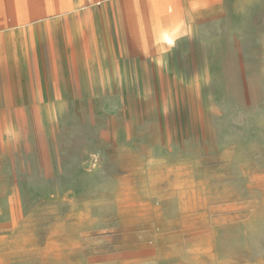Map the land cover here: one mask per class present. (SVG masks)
<instances>
[{
	"label": "rangeland",
	"instance_id": "rangeland-1",
	"mask_svg": "<svg viewBox=\"0 0 264 264\" xmlns=\"http://www.w3.org/2000/svg\"><path fill=\"white\" fill-rule=\"evenodd\" d=\"M98 1L87 81L2 129L0 264H264V0Z\"/></svg>",
	"mask_w": 264,
	"mask_h": 264
},
{
	"label": "crops",
	"instance_id": "crops-1",
	"mask_svg": "<svg viewBox=\"0 0 264 264\" xmlns=\"http://www.w3.org/2000/svg\"><path fill=\"white\" fill-rule=\"evenodd\" d=\"M83 2L0 0V174L5 153L2 129L30 126L26 114L49 112L55 97L65 96L67 90L73 93L74 73L79 71L87 81L88 65L97 62L92 38L97 13L83 8ZM83 32L90 34L85 45ZM85 84L89 94L96 88L91 76ZM11 113L24 114L21 125L8 123Z\"/></svg>",
	"mask_w": 264,
	"mask_h": 264
}]
</instances>
